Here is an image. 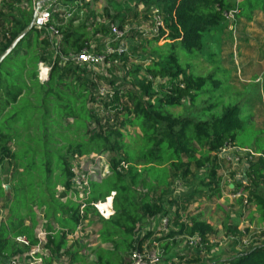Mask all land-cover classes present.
I'll return each instance as SVG.
<instances>
[{
    "label": "trees",
    "instance_id": "trees-1",
    "mask_svg": "<svg viewBox=\"0 0 264 264\" xmlns=\"http://www.w3.org/2000/svg\"><path fill=\"white\" fill-rule=\"evenodd\" d=\"M82 1L56 0L51 6L69 10L68 5ZM135 3L145 9L159 7L164 24L159 36L149 38L168 40V52L150 48L156 60L147 65L140 57L146 66L130 69L126 67L130 55L119 56L115 62L117 67L122 65L119 80L63 62L54 54L49 37L41 38L45 31L37 28L1 62L0 168L11 169L7 184L0 183V201L8 203L0 223L1 258L22 255L39 245L46 254L44 264H60L61 257L67 264H126L137 228L159 216H172L179 228L165 239L198 235L206 246L213 238V226L202 214L189 217L188 207L200 194L204 199L208 193L221 198L218 152L222 148L250 147L237 144L244 127L238 105L203 106L200 111L211 114L207 121L187 112L204 92L207 78L184 67L177 50L201 51L204 37L227 25L225 12L237 8V19L250 21L257 10L264 11V0ZM144 14L148 22L149 14ZM32 15L31 10L13 4L2 8L0 55L28 27ZM64 16L52 14L49 22L61 34L62 56L89 51L92 36L108 34L106 27L87 25L89 18L74 27V19ZM128 35L138 41L143 36ZM41 66L50 68L45 81L39 79ZM149 77L166 83L155 90ZM98 84L108 89L111 98L95 94ZM104 155H108L105 163ZM254 160L246 172L249 184L241 192L248 193L249 203L264 222V157ZM99 206L108 213L106 219L99 215ZM94 222L99 229L93 243L87 245V237L70 239L79 227L84 231ZM37 229L43 232V240ZM19 237L28 245L18 244ZM246 249L223 264H264V245Z\"/></svg>",
    "mask_w": 264,
    "mask_h": 264
},
{
    "label": "rangeland",
    "instance_id": "rangeland-1",
    "mask_svg": "<svg viewBox=\"0 0 264 264\" xmlns=\"http://www.w3.org/2000/svg\"><path fill=\"white\" fill-rule=\"evenodd\" d=\"M98 4L103 6L105 10L103 15L109 21L118 25L121 24V27L126 29L128 33L123 43L126 51L121 54L110 55L111 57L106 58L104 66L95 67L97 76H108L104 78L119 80L122 77V75L118 76V73L121 74L122 65L117 67L115 62L121 55L125 57L130 55L126 65L127 69H130L136 66L140 68L145 64L149 65L150 60L152 62L156 60L148 52L150 48L157 53L168 52V47L165 46L168 40L155 42L150 40L152 38L141 36L139 39L148 40L144 43H138L133 41L132 35H128L130 32H139L135 29L138 26L135 25L139 19L138 13L148 14V9L143 8L140 3L136 4L135 0H92V5L88 9L89 13H86L78 24L89 18V22L94 21L100 29L104 16L99 12L97 13ZM150 6L154 7V5ZM133 13H135V17L132 15ZM71 18H74L73 15L68 16V19ZM106 24L108 26V22H105ZM177 55L180 63L184 67L187 65L193 75L207 78L204 92L200 94L195 104L188 108L187 112L195 119L207 121L211 114L200 111L203 106L231 107L235 104L238 105L244 127L237 137V144L246 145L250 148L243 151L228 150L221 153L218 156L222 159L219 172L223 190L221 198L208 193L209 198L204 199L200 194L197 196V201L188 207L189 217L202 214L207 222L221 225V229H219L220 226L217 229V233H220L215 234L210 243L202 247L201 254L199 250L194 251L189 259L183 258L186 253L184 240L179 239L172 244L169 243L168 247L165 248L167 250H164L161 264H213L215 260L221 264L239 253L245 252L246 248L264 245V222L260 220L255 207L251 203L245 207L240 199L233 197L239 188H244L249 184L246 175L249 162L260 156L264 157V154H254L251 149L264 151V11L257 10L250 21L239 17L235 26L229 27L227 23L222 29H216L215 32L206 35L201 51L187 53L183 49H178ZM140 57L145 64L140 63ZM48 75L42 76L47 79ZM181 78L180 76L179 79ZM127 82H132V79ZM162 89L165 90V88ZM186 102L188 101L186 100ZM221 111L222 109L220 111L215 110V113ZM185 113L186 109L184 108ZM130 131L131 133L134 132L132 129ZM252 153L254 157L250 158L249 155ZM108 155L102 157L104 163ZM202 172H199V178L204 177ZM10 174L11 169L4 165L0 171V183L2 185L7 184ZM195 184L198 185V182L196 181ZM244 195L247 197L248 193L245 192ZM7 207L8 203L0 201V221L4 220ZM99 209H102L101 206ZM103 211L102 218L106 219L108 213L104 209ZM224 224L229 230L224 229ZM98 229V222H94L76 237L82 240L87 237L84 242L89 245L94 242ZM39 231L41 230L39 229ZM39 235L42 237L40 233ZM161 240H163L162 242L166 241L165 237ZM187 259L195 260V262L187 263ZM4 260L7 259L0 257V261Z\"/></svg>",
    "mask_w": 264,
    "mask_h": 264
},
{
    "label": "built area",
    "instance_id": "built-area-1",
    "mask_svg": "<svg viewBox=\"0 0 264 264\" xmlns=\"http://www.w3.org/2000/svg\"><path fill=\"white\" fill-rule=\"evenodd\" d=\"M39 1L42 0H0V11L3 7L7 6L8 4H13L17 6V8H20L21 10L32 12L35 11L36 5ZM50 3H44L41 7V9L37 13V17L34 22V28H37L39 30H44L45 34L41 38H44L45 36L49 37V40L52 44V48L55 55H59L61 57V60L63 62L65 61H71L76 64H80L85 66L88 70L96 72L95 67L98 66H104L106 63V58L113 54H121L126 51V48L124 47V40L127 37V30L120 28L118 24L110 23L106 28L108 29V35L103 40V49L102 51L97 54L94 51H82L81 53L77 55H68V56H62L61 52L59 51V45L61 42V34L57 30L56 25H49L50 19L52 14H64V19L68 20V16L72 15L71 12L67 9L65 10H53ZM239 13V10L237 8H234L232 10H229L228 12L224 13V17L226 19V22L229 24V27L235 26L237 15ZM148 14H149V25L145 29H141L140 32L143 34V36L147 37H156L159 36L161 33V29L163 27V15L161 13V10L157 6H150L148 8ZM104 68V67H101ZM50 72V68L46 66L40 67L39 72V79L41 81H45L46 78H43L42 75ZM149 81L153 84V88L157 90L158 86L160 84H165L166 80H153L152 77L148 78ZM95 94L100 98L109 97L110 93L108 89L100 84L96 85L95 88ZM247 149V148H246ZM246 149H239L235 147H224L218 152V156L221 155V153L228 151V150H238L243 151ZM255 154V153H254ZM254 154H250V158L254 157ZM257 155V154H256ZM242 188H239L237 190V194H235L233 197L235 199L238 198L241 200L243 205L246 207L248 206L249 200L244 195V192H241ZM98 213L101 217H103L104 211L102 209H99L98 207ZM172 216H159L157 219H153L152 221L148 222L145 225L139 226L135 232V238L132 243V247L130 249L128 260L126 264H161L163 256H164V246L166 243H173L175 240H184L185 243V249L186 252L183 256V258H190V254L194 251L199 250L201 254V249L203 247V242L200 236L193 235V236H176L171 239H166V241L162 242L161 238L169 236V234L172 231H177L179 228L178 226H175L172 223ZM2 221V220H1ZM0 221V223H1ZM145 226V227H143ZM82 227H79L77 232L73 235L75 238L70 237L71 240H76L77 235L80 233L82 234ZM39 233L42 235V237L39 235ZM36 234L39 239H44V234L42 231H39V229L36 230ZM148 235V236H147ZM211 239H209L210 243ZM16 242L22 246H27V241L22 238H16ZM196 252L194 253V255ZM190 255L189 257H187ZM46 254H44L41 250L39 245L36 247L31 248L28 252L17 255L12 258H7V260L0 261V264H44L43 258ZM197 256V255H196ZM194 257V256H193ZM29 259V260H28ZM187 259V260H188ZM28 260V261H26ZM61 261L60 264H67L66 258L61 257L59 259Z\"/></svg>",
    "mask_w": 264,
    "mask_h": 264
},
{
    "label": "crops",
    "instance_id": "crops-1",
    "mask_svg": "<svg viewBox=\"0 0 264 264\" xmlns=\"http://www.w3.org/2000/svg\"><path fill=\"white\" fill-rule=\"evenodd\" d=\"M92 5V0H83L82 2H78V3H74V4H71V5H68L67 8L69 9V11L71 12L70 14L73 15V19L75 22H73V26L74 27H77L78 24L82 17L87 13H89L88 9L91 7ZM97 13L99 12V14H102V16H104L103 14H105V10L103 9V6H101V4H98L97 5ZM140 11V10H138ZM132 15H134L135 17V13H133ZM138 16H139V19L138 21L136 22L135 25H138L135 29L138 30L140 32L141 29H145L148 27L149 25V22H147V19H146V16L144 14V12H140L138 13ZM104 21L103 23L101 24L103 27H106L107 24L105 25V22H108L109 23H113L112 21H109V19L107 17H103ZM86 20V19H85ZM94 21H88V24L87 25H90L91 23H93ZM99 23V22H97ZM118 23V22H117ZM100 26V28L102 27ZM97 28L99 29V27L97 26ZM135 37V35H133ZM106 36L104 34H101V33H98L97 35L95 36H92L91 37V42H90V51H94L96 53H100L103 49V40ZM134 42H138V43H144V41H147V39L145 40H136L134 39L133 40ZM96 45V46H95ZM128 47V46H127ZM3 167V166H2ZM2 167L0 168V171H2ZM5 189H8V186L5 187ZM208 211V210H207ZM208 223L213 226V229H214V232L216 235H218L220 232L217 233V229L219 228L218 226H220L219 229H221V225H218V224H212L211 222L208 221ZM214 234V235H215ZM191 255V254H190ZM190 255H188L187 257H189ZM205 259V258H203ZM219 262L217 260H215L213 262V264H218ZM223 264V263H221Z\"/></svg>",
    "mask_w": 264,
    "mask_h": 264
},
{
    "label": "water",
    "instance_id": "water-1",
    "mask_svg": "<svg viewBox=\"0 0 264 264\" xmlns=\"http://www.w3.org/2000/svg\"><path fill=\"white\" fill-rule=\"evenodd\" d=\"M56 0H42L39 1L36 5V9L33 12L32 15V20L30 22V24L28 25V27L23 30L13 41L12 43L9 45V47L0 55V64L1 62L6 58V56L17 46V44L26 36V34L32 29L34 28V22L35 19L37 17V13L38 11L41 9L42 5L44 3H50V2H54ZM49 76V75H48Z\"/></svg>",
    "mask_w": 264,
    "mask_h": 264
}]
</instances>
